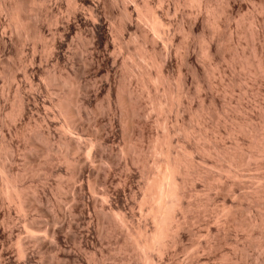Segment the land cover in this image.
Returning a JSON list of instances; mask_svg holds the SVG:
<instances>
[{
  "label": "bare ground",
  "instance_id": "6f19581e",
  "mask_svg": "<svg viewBox=\"0 0 264 264\" xmlns=\"http://www.w3.org/2000/svg\"><path fill=\"white\" fill-rule=\"evenodd\" d=\"M4 83L0 264H264V0H0Z\"/></svg>",
  "mask_w": 264,
  "mask_h": 264
},
{
  "label": "rangeland",
  "instance_id": "374dc122",
  "mask_svg": "<svg viewBox=\"0 0 264 264\" xmlns=\"http://www.w3.org/2000/svg\"><path fill=\"white\" fill-rule=\"evenodd\" d=\"M249 11H250V9H249ZM250 12H251V11H250ZM250 12H248V18H247L248 20H249V17H250V15H249ZM80 36H81V37H79L78 35H76V36L74 35V36H73V40H74L75 43H77L79 40H82V41L85 42V39H86L85 37H86V36H85V35H80ZM83 38H84V40H83ZM76 40H77V41H76ZM24 54L26 55V53L23 52V54H21V56L18 57V58L21 59L20 61H23V60L26 59V58H24V57H26ZM82 54L84 55V57H88V52H86L85 50H83ZM23 55H24V57H23ZM86 55H87V56H86ZM23 58H24V59H23ZM14 59H15V58H14ZM15 60H16V59H15ZM20 61H19V62H20ZM19 72H20V71H19ZM20 74H21V72L19 73V75H20ZM4 84H6V83H4ZM14 85H15V84L11 85L12 87L8 85L9 88L7 87V84H6V85H3V89H4V90H0V92H1V93H3V91H4L5 93H6V92H10V91L13 92V90H15L14 88L16 87V86H14ZM4 86H6L8 89L5 88ZM10 87H11V88H10ZM0 88H2V85H1ZM5 89H6L7 91H6ZM9 89H11V90L9 91ZM12 92H10L11 94H10V93H6V94H5V95H7V94L9 95V100L7 101L8 103L6 102V104H7L6 107H7L8 111L11 109V105H12V103H10V102H11L10 100H13V97H12V94H13V93H12ZM42 94H43V93H42ZM42 96H43V97H41V98H46V95H45V94H43ZM10 97H11V99H10ZM252 251H253V250H252ZM251 254H252V252H251ZM252 255H254V252H253ZM262 256H263V255H262ZM253 257H254V256H253ZM263 257H264V256H263ZM263 257H262V258H263ZM252 259H253V258H252ZM250 260H251V258H250ZM251 261H253V260H251Z\"/></svg>",
  "mask_w": 264,
  "mask_h": 264
}]
</instances>
